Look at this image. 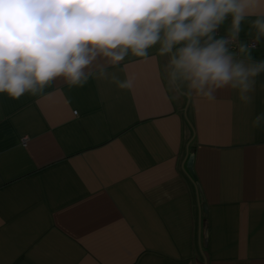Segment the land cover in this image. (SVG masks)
Wrapping results in <instances>:
<instances>
[{
  "label": "crops",
  "instance_id": "obj_1",
  "mask_svg": "<svg viewBox=\"0 0 264 264\" xmlns=\"http://www.w3.org/2000/svg\"><path fill=\"white\" fill-rule=\"evenodd\" d=\"M158 49L108 67L132 89L93 65L83 87L0 93V264H264V73L249 105L189 98Z\"/></svg>",
  "mask_w": 264,
  "mask_h": 264
},
{
  "label": "clouds",
  "instance_id": "obj_2",
  "mask_svg": "<svg viewBox=\"0 0 264 264\" xmlns=\"http://www.w3.org/2000/svg\"><path fill=\"white\" fill-rule=\"evenodd\" d=\"M229 17L226 35L218 36ZM249 17L255 35L240 41ZM262 39L264 0H0V93L36 95L58 78L83 87L97 72L132 89L133 79L120 80L108 67L121 66L129 53L147 58L159 45L186 96L216 99L232 89L249 105L264 73V60H253L251 49ZM261 122L264 113L253 126Z\"/></svg>",
  "mask_w": 264,
  "mask_h": 264
},
{
  "label": "water",
  "instance_id": "obj_3",
  "mask_svg": "<svg viewBox=\"0 0 264 264\" xmlns=\"http://www.w3.org/2000/svg\"><path fill=\"white\" fill-rule=\"evenodd\" d=\"M192 161H193V156H190V158L188 159V170H189V172L191 173V175L193 176V174H192V168H191V165H192ZM194 177V176H193ZM202 205H203V212H204V214H206V208H205V203H204V201H203V203H202ZM205 208V209H204Z\"/></svg>",
  "mask_w": 264,
  "mask_h": 264
},
{
  "label": "built area",
  "instance_id": "obj_4",
  "mask_svg": "<svg viewBox=\"0 0 264 264\" xmlns=\"http://www.w3.org/2000/svg\"><path fill=\"white\" fill-rule=\"evenodd\" d=\"M255 47H257V44H256V45H255L253 48H255ZM23 141L25 142V141H26V139H24Z\"/></svg>",
  "mask_w": 264,
  "mask_h": 264
}]
</instances>
